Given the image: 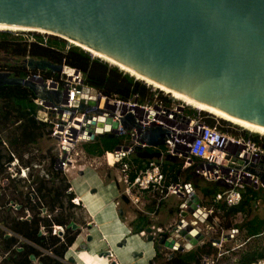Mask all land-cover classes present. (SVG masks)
I'll list each match as a JSON object with an SVG mask.
<instances>
[{
	"label": "built area",
	"instance_id": "1",
	"mask_svg": "<svg viewBox=\"0 0 264 264\" xmlns=\"http://www.w3.org/2000/svg\"><path fill=\"white\" fill-rule=\"evenodd\" d=\"M26 41L35 40L28 38ZM61 64L62 70L51 71V75L45 74L48 71L26 67L22 76L35 84L45 85L46 93L34 98L36 118L48 125L51 138L57 141V168L69 178L73 172L107 164L115 171L112 183L116 197L120 198L115 200L117 205L127 198L131 205L144 211L148 204L155 202L156 209L151 213L155 219L160 206L173 197L177 198L180 201L178 220L168 224L169 228L152 223L148 226L150 231L144 229L138 234L153 245L162 236L166 241L174 238L183 245V250L211 242L218 252L203 255L201 264H218L219 257L229 251L222 248L223 244L233 241L239 233L237 217L248 215V212L241 211L230 216L232 225L226 228L227 216L223 206L240 204L248 189L260 190L264 196V134L258 133L254 138L238 128L223 130L217 115L181 99L169 101V96L159 90H154L146 101H140L138 96L123 99L106 95L88 86L79 69ZM0 71L3 70L0 68ZM208 118H215V125H210ZM156 127L166 132L163 143L158 145L147 139L152 128ZM110 133L121 139L114 150L94 155L87 153L85 144L97 140L98 135L108 136ZM147 151L160 156H138L139 152ZM22 169L21 175L26 176L27 168ZM189 177L209 183L222 182L228 187L221 185L223 189L207 196V200L202 189L194 186ZM69 191L74 192L72 184ZM194 194L198 202L194 201ZM72 201L84 205L76 195ZM256 204H260L259 199ZM262 205L264 207V201ZM192 206L195 207L193 212L190 210ZM185 225L195 228L196 233L192 234L197 235L195 243L181 234ZM58 229L63 231V227L56 225L54 233ZM150 235L152 241L148 239ZM260 235H264V229L255 236ZM252 237L249 236L247 241ZM183 239L185 241L181 242ZM166 241L163 246L179 250L167 246ZM174 251L167 253L166 257L173 255ZM247 264H264V256Z\"/></svg>",
	"mask_w": 264,
	"mask_h": 264
},
{
	"label": "water",
	"instance_id": "2",
	"mask_svg": "<svg viewBox=\"0 0 264 264\" xmlns=\"http://www.w3.org/2000/svg\"><path fill=\"white\" fill-rule=\"evenodd\" d=\"M0 22L75 39L204 105L264 126V0H0ZM23 63L43 71L63 68L33 57ZM5 84L46 93L45 85L11 72H0V86ZM165 133L152 128L147 139L162 144ZM192 197L198 202L197 195ZM165 241L162 236L158 246Z\"/></svg>",
	"mask_w": 264,
	"mask_h": 264
},
{
	"label": "trees",
	"instance_id": "3",
	"mask_svg": "<svg viewBox=\"0 0 264 264\" xmlns=\"http://www.w3.org/2000/svg\"><path fill=\"white\" fill-rule=\"evenodd\" d=\"M29 35L0 30V53L21 59L27 56L48 59L75 67L83 73L88 86L109 96L123 99L138 96L140 101H146L154 93L153 86L145 80L136 78L117 65L111 66L78 45L67 46L66 40L56 36L47 38L40 33ZM28 38L35 41L27 42ZM3 70L11 71L13 75L25 74L20 65L10 64ZM45 74L53 73L48 71ZM36 97V92L25 85L0 86V264H69L65 255L80 234L81 229L77 226L86 223L83 216L77 215L81 205L72 201L75 192L69 191L71 183L56 166V153L49 149V155L45 156L37 147L41 140L52 138L48 125L36 118ZM168 99L171 101L173 98ZM207 122L215 125L217 120L208 118ZM222 125L223 130H228ZM244 133L258 137V133L249 130ZM98 142L95 140L92 144H86L88 154L114 150L98 146ZM45 158H48L46 166L43 165ZM22 168H27L26 176L21 175ZM189 179L202 189L205 196L215 193L219 186L210 183L209 187H202L199 179ZM249 193H252L251 189L247 190L240 204L223 206L227 216L226 228L232 225L230 216L241 211L252 213L254 196ZM149 223L145 215L139 214L133 232L139 233ZM56 225L63 227V231L58 229L54 233ZM244 225L249 236H255L264 229V217L251 216ZM155 249L154 259L165 257L157 243ZM217 251L211 242H207L190 250H176L159 264H201L203 255ZM263 256V252H248L242 256L239 264H247Z\"/></svg>",
	"mask_w": 264,
	"mask_h": 264
},
{
	"label": "crops",
	"instance_id": "4",
	"mask_svg": "<svg viewBox=\"0 0 264 264\" xmlns=\"http://www.w3.org/2000/svg\"><path fill=\"white\" fill-rule=\"evenodd\" d=\"M85 146H86V144H85ZM99 168H97V169L88 168L85 171L73 172L69 176V178L71 177L70 181H71V184L73 185V190H74L75 194L78 196V198L80 197V199H81L82 198L81 195L85 194L86 191H87L86 193L91 195L94 199H96V197H97L96 200L97 201L99 200V202H98L99 204H98L97 207H99L100 213H98L99 215H98L97 218H93L92 215L90 214V212L88 211L86 205H84L85 206L84 209H85V211L87 213V216H89L90 220L86 221L85 216L82 214V216L84 218V221L86 223L84 222L85 224H83V225L79 224L78 228L83 229V227H85L88 230V234H90L93 237V239L92 240L89 239L90 241H88L87 243H83V238H82V235L80 233L77 236V239H76L78 241L77 245H76L77 241L75 240L76 242H74V244L69 248L68 252L66 253L65 260L69 261V258L73 256V257H75L77 264H81L78 261V259L79 258L80 259H82V258L84 259V257H83L84 255L83 254L91 255V259L94 260V254L97 253L98 256H105L107 258V261H108L107 264H112L113 262H115V264H139V261L141 260V258L139 256L144 255V254H142L140 252L145 253V249L142 250V251H140L141 247H140L139 251H134V249H130V255H129L130 263H129V261L123 263L120 260V258L114 254V251H113L112 242H111L112 240L111 239L112 238L114 239V237H116V236H113L111 238V236H108V235H105V234L117 235V237H116L117 240L115 239L116 243L121 241V239H123L124 237H131L130 235H134V232H133L134 231V222L137 219L139 214L145 215L147 217L148 221H150V223L145 228H143V230L146 229L152 223H155L156 225H164V223H160V222L158 223V221L156 223V220H158V218L155 219V217H153L151 215V213L154 211V209H156L155 208L156 207V203L153 202L151 204H148L144 211L138 209L139 211H137V213L133 212V214H131L132 213L131 212L129 214V212L127 210H125L124 207H122V203H127V204L129 203L128 199L124 198L125 200L121 202V205L120 204L117 205L115 200H117L118 197H116L117 194L114 191L115 187L113 186V183H112L113 179L111 178L110 180H105L103 178L102 174L100 173V171H98ZM91 174L94 177H91L90 178L91 180H90L89 176H91ZM110 176H112V173H110ZM95 181H97V182L95 183ZM102 187H103V189H102ZM100 188L102 190H105V191H103L104 193L101 191V194H99V190H101ZM100 195H101V197H100ZM104 198H105V200H104ZM118 199H120V198H118ZM163 205L160 206L161 208H159L160 209L159 213H162V210L164 208H166V206H167L166 204L164 206ZM170 209H171V212H173L174 209L172 208V205L170 206ZM110 211L111 212L113 211V212L111 213ZM175 211L176 210H174V212ZM134 214H135V217L134 218L131 217ZM109 215L112 216V217H110ZM129 218H131V222H129ZM154 220H155V222H154ZM135 234H137V233H135ZM145 241H147V240L145 239ZM126 243H127V238H126ZM134 243H136V242H134ZM74 245H76V250H72V247ZM92 245H95V247L93 248ZM80 246H82L83 249L80 250V248H79ZM131 246H135L133 248H138L137 245H135V244H131ZM151 246L154 249L153 250L154 253H153L152 257H150V260L152 261L153 260L152 258L155 257V253H156L155 243H154V245L152 244ZM84 249H85L86 252L84 251ZM87 251H89V252H87ZM254 251L255 252H263L264 253V250L263 251L253 250V251H250V253L254 252ZM69 252H72V254L73 253L74 254L73 255H68ZM108 252L111 253V254H108ZM134 252H138L137 254H139V255H134ZM110 256H112L113 258L110 259ZM95 259H96V257H95ZM150 260L148 262L149 264H150ZM100 262H102V264H103L104 261L101 260Z\"/></svg>",
	"mask_w": 264,
	"mask_h": 264
},
{
	"label": "rangeland",
	"instance_id": "5",
	"mask_svg": "<svg viewBox=\"0 0 264 264\" xmlns=\"http://www.w3.org/2000/svg\"><path fill=\"white\" fill-rule=\"evenodd\" d=\"M8 31L13 32L14 34H19V35L23 34L24 36H28V37H30L29 34H31V33L44 34L47 38L52 37V36L55 37L54 35H51L50 33H44V32H38V31H23V30H21V31L8 30ZM59 38H61V37H59ZM64 40H66V39H64ZM66 41H67V46H71L72 44H74V43L70 42L69 40H66ZM74 45H76V44H74ZM93 56L94 57H98L94 53H93ZM100 58L103 59V61H106L107 63H109L111 66H116V64L110 62L109 60L104 59L102 57H100ZM118 67L120 69H122L120 66H118ZM124 71L127 72L126 70H124ZM148 84L153 86V90H155V91L160 90L156 86H154V85H152L150 83H148ZM162 92L165 95H167L169 97H172L175 100L179 99V98H175L172 93H168V92L163 91V90H162ZM216 117H218V116H216ZM220 120L225 121L227 123V124H225V123L222 122V124H224L225 128H227V129L238 128V129H241L243 131V133H244L245 130H249V129H246L245 127H243V126H241L239 124L233 123L231 121H228V120H225V119L219 117V121ZM241 130H239V131H241ZM237 131H235V132H237ZM249 131L252 132V133H255L254 131H251V130H249ZM120 140H121L120 137L117 136V137H113L111 139L102 138V139L97 140V141H99L98 142V146L99 145L100 146H104L106 149L107 148H110V149L114 148L115 149V147L118 145ZM37 147L40 148V150H39L40 153H42L45 156L49 155V149H52V153H57V151H58L57 150V141L55 139H53V138L49 139V140H47V139L41 140ZM80 162H82V160ZM43 165L44 166L48 165V158H45V160L43 162ZM71 171H73V170H71ZM98 171H100V173L102 174V176H103V178L105 180H110L111 178L113 179V175H114V172H115L113 169H110L109 166L107 164H105V163L100 164V168L98 169ZM22 172H23V169H21V174H22ZM110 173H112V176H110ZM67 175H68V173H67ZM91 177H93L92 174H91V176H89V178H91ZM68 179L71 180V177L68 178ZM199 185L202 186V187H209L210 183L206 182V181H203V180H200L199 181ZM194 186H196V185L194 184ZM217 188H218L217 191L223 189L221 186H218ZM114 191L116 192L115 189H114ZM252 194L254 196V198H252V202H253V205H255L256 207L253 209L252 213L248 214L246 217H243V216H238L237 217L238 226L241 225V226H239V233L236 234V237H235V239L233 241L231 240V242H226L225 244H223L222 248L225 249V250H229V251H226V253L223 256L219 257L218 264H239L242 256L245 255L246 253H248L250 251H253V250H257V251H263L264 250V235L254 236L249 241H247V239L249 238V234L247 233V228L245 227L244 222L247 221V219H249L251 216L264 217V207L262 205L263 201H264V196L262 194V191L254 189V190H252ZM205 198L208 200L207 196H205ZM258 199H259V203L260 204L257 205L256 201ZM80 203H82V202L80 201ZM165 204L167 206H166V208H164L162 210V213L158 214V216H157L158 220H156V223H157V221H158V223L159 222L160 223H164V225H167V227L169 228L170 226L168 224H170V223L173 224L175 222V220H178V218H179L177 209H178V206L180 204V201L177 198L173 197L172 199L168 200ZM170 204L172 205V208L174 210H176L175 212H174V210H173V212H171V209H170L171 205ZM122 207H124V209L127 210L129 212V214L131 212H132L131 214H133V212L137 213V211H139L137 206L131 205L130 203H128V204L127 203H122ZM79 209L78 210L76 209L77 210V215L78 216H82V214H83L85 216L86 221L90 220L89 216H87V213H86V211L84 209V205L80 206ZM131 217L134 218L135 214L133 216H131ZM129 222H131V218H129ZM154 222H155V220H154ZM199 225H202V224L199 223ZM225 226H226V224H225ZM80 233H81L82 238H83V243H87L88 241L93 239V237L90 234H88V230L85 227H83V229L80 230ZM218 235H219V233H216V236H218ZM142 241L146 242L145 246L142 247V249H145V253L148 252V249H151V251L154 253V251H153L154 249L151 246L152 245L151 242L145 241V238H143ZM184 241H185L184 239L181 240V242H184ZM160 247H161L162 253H164L163 256H165V257L167 256V253H170L171 251L176 250V249L167 248L166 246H163V245H161ZM79 248H80V250L83 249L82 246H80ZM72 249L76 250L75 245L72 247ZM145 253H144V255L139 256L141 258V260L139 261V264H149L148 262H149L150 258H148V259L145 258ZM165 253H166V255H165ZM108 254H111V253L108 252ZM165 257H159L157 259L156 258L155 259L152 258L153 259L152 262H153V264H159L161 261H165V259H164ZM111 258H113V257L110 256V259ZM120 260L123 263H125L122 259H120ZM68 263L69 264H77L76 261L75 262H71L70 260L68 261ZM129 263H130V261H129Z\"/></svg>",
	"mask_w": 264,
	"mask_h": 264
},
{
	"label": "bare ground",
	"instance_id": "6",
	"mask_svg": "<svg viewBox=\"0 0 264 264\" xmlns=\"http://www.w3.org/2000/svg\"><path fill=\"white\" fill-rule=\"evenodd\" d=\"M0 30H12V31H38V32H44V33H50V34H55L57 35L56 32L54 31H51V30H46V29H43V28H39V27H35V26H27V25H20V24H7V23H1L0 22ZM67 40H69L70 42L74 43V44H78L82 47H84L85 49H88L90 50L91 52H93L94 54H96L97 56L99 57H102L104 59H107L109 60L110 62L120 66L122 69L126 70L127 72L131 73L132 75L136 76L137 78L139 79H144L145 81H147L148 83L158 87L159 89H162L163 91H166L168 93H172L174 95V97L176 98H179L183 101H185L186 103L198 108V109H201V110H204V111H208L210 113H213L215 115H217L218 117L220 118H223V119H226L228 121H231L233 123H236V124H239L243 127H245L246 129H249L251 131H255V132H259V133H262L264 134V126L262 125H259V124H255L251 121H248L246 119H242V118H239L235 115H232L230 113H227V112H224V111H221L220 109L216 108V107H213V106H210V105H204L202 104L201 102L195 100L194 98L190 97L189 95H187L186 93H183L179 90H176V89H173L161 82H158L146 75H144L143 73L139 72V71H136L134 70L132 67L126 65L125 63L123 62H120L116 59H114L113 57H110L109 55H106L104 54L103 52L97 50V49H94L92 47H89L75 39H72V38H67ZM94 177V176H93ZM90 179V178H89ZM91 180V179H90ZM98 181V180H97ZM95 181V183L97 182ZM93 185V184H92ZM96 185V184H95ZM88 188V187H87ZM86 188V189H87ZM101 189V188H100ZM103 189V187H102ZM99 190V194H101V191H105V190ZM87 192V191H86ZM85 194H82L81 195V199L79 198V200H81L82 202H84L83 204L86 205L88 211L90 212V214L92 215L93 218H97L98 217V213H100V209L98 206V202L99 200L97 201V197L96 199H94L91 195H89L88 193ZM104 193V192H103ZM102 193V194H103ZM104 195V194H103ZM106 195V194H105ZM101 197V195H100ZM103 197V196H102ZM106 198V197H105ZM104 198V200H105ZM107 199V198H106ZM105 203V202H104ZM101 204V203H100ZM101 206V205H100ZM102 210V209H101ZM115 211V210H114ZM88 212V213H89ZM102 212V211H101ZM111 212V211H110ZM113 212V211H112ZM111 212V213H112ZM103 215V214H102ZM110 216V215H109ZM112 217V216H110ZM102 218V217H101ZM103 219V218H102ZM118 220V219H117ZM109 221V220H108ZM120 223V222H119ZM112 225V224H111ZM114 225V224H113ZM186 228L184 230L181 231V234L182 235H185L186 238L189 239V241L191 242H195L196 241V237L192 236L193 233H196L195 232V228L192 227V226H189V225H185ZM184 226V227H185ZM105 229V228H104ZM118 230V229H117ZM120 231V230H119ZM192 231V232H191ZM106 232V231H105ZM105 235H108V236H111V238L113 236H116L117 235H114V234H105ZM131 237H124L123 239H121V241H119L118 243H116L115 239L116 237H114V239L112 238L111 242H112V247H113V251H114V254L116 256H118L120 259H122L124 262H128L129 261V255H130V249H134V251H139L140 247H141V250H144L142 249V247L145 246V243L146 242H143V238L141 237V234H135L134 235H130ZM106 237V236H105ZM108 238V237H107ZM127 238V243L124 244V245H121V243H123V241ZM117 240V239H116ZM136 242V243H134ZM139 242V243H138ZM78 243V241H77ZM76 243V245H77ZM129 243V244H128ZM131 244H135L137 245L138 248H133L135 246H131ZM167 244H169L170 247H174V248H179L181 245V243L177 242L176 240H174V238H169ZM75 245V247H76ZM82 245V244H81ZM92 247L94 248L95 245H92ZM73 250V249H72ZM85 251V249H84ZM90 251V250H89ZM87 251V252H89ZM86 252V251H85ZM138 253V252H136ZM142 254H144L143 252H140ZM74 254V253H73ZM72 252H69L68 255H73ZM97 254V253H96ZM94 254V260L91 259V255H87V254H83L84 256V259H78V261L81 263V264H102V262H100L101 260L104 261L103 264H107L108 261H107V258L105 256H98V254L96 255ZM153 255V252L151 251V249H148V252L145 253V258H150L152 257ZM134 256V255H133ZM96 257V259H95ZM131 257V256H130ZM137 257V256H136ZM75 258V257H74ZM93 258V257H92Z\"/></svg>",
	"mask_w": 264,
	"mask_h": 264
},
{
	"label": "flooded vegetation",
	"instance_id": "7",
	"mask_svg": "<svg viewBox=\"0 0 264 264\" xmlns=\"http://www.w3.org/2000/svg\"><path fill=\"white\" fill-rule=\"evenodd\" d=\"M23 59L24 58L21 59V58L9 57V56L4 55L3 53H0L1 70H3V68H6L7 65H10V64L15 65V66L20 65L23 69ZM4 71L6 70L0 71V72H4ZM17 76H22V75H17Z\"/></svg>",
	"mask_w": 264,
	"mask_h": 264
},
{
	"label": "clouds",
	"instance_id": "8",
	"mask_svg": "<svg viewBox=\"0 0 264 264\" xmlns=\"http://www.w3.org/2000/svg\"><path fill=\"white\" fill-rule=\"evenodd\" d=\"M92 53V52H91ZM93 54V53H92ZM99 57V56H98ZM24 59H25V57H24ZM58 64V63H57ZM59 64H61V63H59ZM123 70V69H122ZM131 74V73H130ZM13 75V74H12ZM132 75V74H131ZM15 76V75H14ZM17 76V75H16ZM23 76V75H22ZM21 76V77H22ZM136 77V76H135ZM143 80V79H142ZM147 82V81H146ZM226 120V119H225ZM255 132V131H254ZM255 133H259V132H255ZM138 234V233H137ZM155 243H157V245H158V241L157 242H155Z\"/></svg>",
	"mask_w": 264,
	"mask_h": 264
}]
</instances>
